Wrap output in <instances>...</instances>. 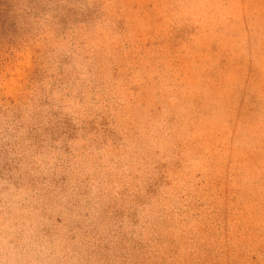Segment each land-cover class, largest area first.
Wrapping results in <instances>:
<instances>
[{"label": "rangeland", "instance_id": "1", "mask_svg": "<svg viewBox=\"0 0 264 264\" xmlns=\"http://www.w3.org/2000/svg\"><path fill=\"white\" fill-rule=\"evenodd\" d=\"M0 264H264V0H0Z\"/></svg>", "mask_w": 264, "mask_h": 264}]
</instances>
